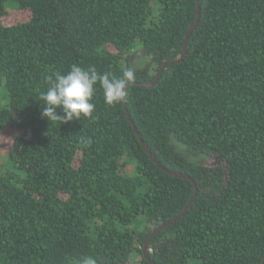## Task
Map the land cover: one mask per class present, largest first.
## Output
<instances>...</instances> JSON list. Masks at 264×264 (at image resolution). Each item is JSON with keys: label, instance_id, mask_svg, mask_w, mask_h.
Here are the masks:
<instances>
[{"label": "trees", "instance_id": "obj_1", "mask_svg": "<svg viewBox=\"0 0 264 264\" xmlns=\"http://www.w3.org/2000/svg\"><path fill=\"white\" fill-rule=\"evenodd\" d=\"M198 6L186 57L139 86L182 56ZM9 9L30 18L6 24ZM73 64L131 68L126 101L108 106L97 85L92 118H42L48 77ZM2 79L0 136L17 132L0 173V264H149L152 233L196 187L150 260L264 264V0H0Z\"/></svg>", "mask_w": 264, "mask_h": 264}, {"label": "clouds", "instance_id": "obj_2", "mask_svg": "<svg viewBox=\"0 0 264 264\" xmlns=\"http://www.w3.org/2000/svg\"><path fill=\"white\" fill-rule=\"evenodd\" d=\"M135 79L134 71L129 68L120 77L110 73L100 74L95 67L87 69L73 64L66 74L56 72L48 77V88L41 93L42 118L50 123L59 121L66 124L73 120L92 118L95 104L92 103L96 86L103 90V99L108 106H116L126 101L128 88ZM62 110L63 115H60ZM76 264H97L92 256H85Z\"/></svg>", "mask_w": 264, "mask_h": 264}, {"label": "rangeland", "instance_id": "obj_3", "mask_svg": "<svg viewBox=\"0 0 264 264\" xmlns=\"http://www.w3.org/2000/svg\"><path fill=\"white\" fill-rule=\"evenodd\" d=\"M30 18L29 11L26 10H18V9H9V14L5 19L6 24H16L18 22L26 21ZM147 64V59L141 54L138 55L136 65L139 67H143ZM4 80L1 81V90H0V105H3L6 103L5 98V89L3 88ZM16 130L13 128H8L1 136H0V173H4L5 171L9 170L11 168V164L8 162V155L11 149V145L14 139V136L16 134ZM176 148L184 153L188 154L185 150V148L180 145L175 140L173 141ZM193 161H198L203 164H213L216 162V160L210 158V157H200V158H193L191 157ZM135 264H140L136 262Z\"/></svg>", "mask_w": 264, "mask_h": 264}, {"label": "water", "instance_id": "obj_4", "mask_svg": "<svg viewBox=\"0 0 264 264\" xmlns=\"http://www.w3.org/2000/svg\"><path fill=\"white\" fill-rule=\"evenodd\" d=\"M200 6H198V15H197V20L195 22V24L193 25V27L191 28V30L189 31V33L187 34L186 36V42H185V46H184V52L182 54V56L175 60V61H170V62H165L159 69V72H158V75H157V78L155 79V81L153 83H150V84H140L139 86L141 87H144V88H152L154 87L158 81H159V78L162 74V72L167 69L169 66H172L174 64H178L180 63L181 61H183V59L186 57L187 55V46H188V41H189V38L191 36V34L194 32V30L197 28V25L199 23V20H200ZM127 115L129 116V114L127 113ZM133 123V122H132ZM134 130L135 132L137 131L136 128L134 127ZM137 135L139 136V134L137 133ZM140 138V141H141V144L143 145L145 151L150 155V158L157 164V166L162 170L164 171L165 173H168L169 175H172L174 177H177V178H183V179H188L189 181H191L194 186L196 187L195 185V182L193 181V179H191L189 176H186V175H183V174H177L175 172H172V171H169L167 170L166 168H164L158 161L157 159L151 154L149 148L147 147V145L145 144V142L143 141V139L141 137ZM197 193H198V189L196 187V193L194 194V196L192 197L191 201L189 202V205L186 207L184 213L180 216V217H177L163 225H161L160 227L156 228L154 230V232L152 233L151 237L149 238V241L151 239H153L157 234H159L161 231H163L164 229L168 228L169 226H171L173 223H175L178 219L184 217L187 212L189 211V208H190V205L191 203L194 201V199L196 198L197 196ZM148 241V242H149ZM148 242L146 243L145 247H144V253H145V257L146 259L148 260L149 264H155L153 261L150 260L149 258V255H148V249H147V246H148Z\"/></svg>", "mask_w": 264, "mask_h": 264}]
</instances>
